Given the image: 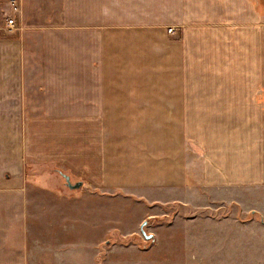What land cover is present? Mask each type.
<instances>
[{
    "label": "crops",
    "instance_id": "1",
    "mask_svg": "<svg viewBox=\"0 0 264 264\" xmlns=\"http://www.w3.org/2000/svg\"><path fill=\"white\" fill-rule=\"evenodd\" d=\"M138 110L173 128L166 157L158 114L151 152L113 130ZM243 186L264 215V0H0V264H195L191 219L159 212L192 204L151 193ZM143 222L148 248L112 243Z\"/></svg>",
    "mask_w": 264,
    "mask_h": 264
},
{
    "label": "rangeland",
    "instance_id": "2",
    "mask_svg": "<svg viewBox=\"0 0 264 264\" xmlns=\"http://www.w3.org/2000/svg\"><path fill=\"white\" fill-rule=\"evenodd\" d=\"M85 52L86 49L81 48L80 54L82 55V53ZM132 65L133 64H129L131 68ZM132 83H136V81H132ZM156 114L159 115L158 121H160V125L157 129L159 135V152L161 157L164 158L167 156L165 153L171 151L170 148L172 147L170 146L174 141L170 135V131L173 128H167L165 126L167 120L164 113H153L149 110L111 112L113 130H118V132H116L118 134H127L137 143L141 151H144L145 148V152L147 150L151 152V147L153 145L152 135H155L156 132L153 130L154 128L149 125L153 122L152 119L155 120ZM193 116H196L195 113H193ZM125 124L127 127L124 126ZM113 146L118 145L113 143ZM115 151L118 152L112 154V157H119L121 155L119 153L121 149L118 148L115 149ZM162 162H165V160ZM30 165V168H36L35 165ZM161 167L165 168L164 165H161ZM80 178L85 182L84 190H80L81 192L79 191V195H82L83 191L89 188H86V176H81ZM32 180L37 181L38 178L32 177ZM64 191L68 193L69 190L65 187ZM156 195L169 200H187L192 204L190 210L187 208L184 212L183 208H179L181 204L177 201L175 204L179 207H173L172 205L166 207L162 206L159 212L162 214L166 211L167 216H161L170 217L171 220H180L181 218L183 219V216L191 219L192 222L188 230L190 231L192 239L189 240V234H183L182 223L180 227L179 225L175 227L176 231L181 235L175 243H177L179 247H187L190 245L189 247L192 249V257L193 260H195V264H264V215L260 213L263 215L262 216L252 211V203L249 201V193L245 186L241 187L238 193L224 190L219 193L195 190L192 191L190 195L188 193L184 194L183 192L176 194L170 192H153L150 198ZM117 196L118 194L115 195V197ZM120 201L123 200L121 199ZM147 221H150V219L148 220L147 218ZM154 226L155 227L149 225L147 230L154 233V231L158 232L160 229H164L162 228L164 226L161 228H158L159 226L156 225ZM39 227L40 224L35 223L33 219L30 237L32 240L30 241L29 252L31 250V259L36 263H39L40 258H45L39 255ZM77 227L80 233L86 231L84 224L77 225ZM46 235L47 234L44 235V238L47 237ZM136 239V236L119 240L112 238V243L127 245L130 242H134L138 244L139 247H143L145 243L149 246L153 244L150 240H142V237L140 238L139 236L138 240ZM49 241L50 240H48V242ZM62 242L68 244V246H72V240L70 238H65ZM161 243L162 241L158 240L156 245L158 246ZM44 245L46 246V241L44 243V240L41 239V247H45ZM86 246V243L81 242L80 247ZM84 257L87 258L86 256Z\"/></svg>",
    "mask_w": 264,
    "mask_h": 264
},
{
    "label": "water",
    "instance_id": "3",
    "mask_svg": "<svg viewBox=\"0 0 264 264\" xmlns=\"http://www.w3.org/2000/svg\"><path fill=\"white\" fill-rule=\"evenodd\" d=\"M60 174L63 176V178L65 180V183H64L65 184V187L68 190L74 191V190L80 189V187L82 186V182L81 181H79V180L72 181L67 174L62 173V172ZM145 226H146V222H143L142 225H141V227H140L141 233H142V235H143V237H144L145 240H150L151 243H152L154 241L153 235L152 234H148L146 232ZM144 245L145 244H143V246Z\"/></svg>",
    "mask_w": 264,
    "mask_h": 264
},
{
    "label": "built area",
    "instance_id": "4",
    "mask_svg": "<svg viewBox=\"0 0 264 264\" xmlns=\"http://www.w3.org/2000/svg\"><path fill=\"white\" fill-rule=\"evenodd\" d=\"M14 20L12 18L7 19V25L13 26ZM168 33L173 34L175 32V29L173 27H169L167 29Z\"/></svg>",
    "mask_w": 264,
    "mask_h": 264
},
{
    "label": "trees",
    "instance_id": "5",
    "mask_svg": "<svg viewBox=\"0 0 264 264\" xmlns=\"http://www.w3.org/2000/svg\"><path fill=\"white\" fill-rule=\"evenodd\" d=\"M58 172L61 173V171H58ZM144 246H145V247H144ZM144 246H143L144 248H146V247L148 248V247H149V245H147V243H145Z\"/></svg>",
    "mask_w": 264,
    "mask_h": 264
}]
</instances>
